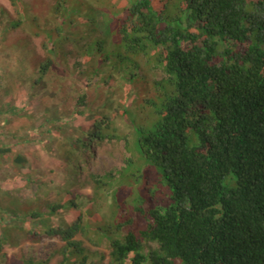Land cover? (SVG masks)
I'll list each match as a JSON object with an SVG mask.
<instances>
[{
	"label": "trees",
	"instance_id": "obj_1",
	"mask_svg": "<svg viewBox=\"0 0 264 264\" xmlns=\"http://www.w3.org/2000/svg\"><path fill=\"white\" fill-rule=\"evenodd\" d=\"M9 3L1 90L43 95L62 166L58 180L41 177L17 155L36 188L0 193V264H264V0ZM23 110L6 103L0 115ZM34 131L30 120L17 134ZM119 142L118 175L90 173L97 151ZM11 151L1 145L0 158ZM43 238L62 244L47 259L4 251Z\"/></svg>",
	"mask_w": 264,
	"mask_h": 264
},
{
	"label": "rangeland",
	"instance_id": "obj_2",
	"mask_svg": "<svg viewBox=\"0 0 264 264\" xmlns=\"http://www.w3.org/2000/svg\"><path fill=\"white\" fill-rule=\"evenodd\" d=\"M0 7H5L12 11L9 0H0ZM24 34L25 33L21 32L11 34L8 44H12L16 40L21 39L22 36H25ZM36 42L38 41L36 40ZM153 78H155V76H153ZM1 79L2 76H0V82H2ZM1 87L2 86L0 85V109L4 107L6 103H11L13 106H18L21 109L24 108V110L17 118H12V116L4 117L0 115V146L6 144L10 146L12 150L7 158H0V193L2 191L11 190L15 193L14 195L28 199L33 196V191L35 190L36 186L34 184L30 185L29 187L24 186V179L27 178V175L30 171L28 169H20L19 165L16 164L15 159L19 154L24 155L28 160V166L36 167V172L41 177H46V175L49 176L50 171L55 170L57 174L53 175L51 178L58 180V166H62V162L57 157L58 152L55 151L54 145L47 141V127L42 126L43 123L45 124L47 119L51 118L53 114H51V112L44 107L42 94L38 95V97L35 99H30L28 97V90L21 88L19 93H17L15 97H12L11 95L7 94V92H3ZM115 91L118 93L116 94V98L119 101H123L125 99L123 92L117 87ZM145 95H147V92L144 87H141L138 91L133 93L131 92L130 101L136 106L141 102ZM30 120L33 121L35 125V131L30 134L25 132L27 138L23 136L20 137V135L17 134V130L27 125L28 121ZM75 124L86 127V123L82 121V119L76 120ZM136 125L138 124H136V121H134L132 128ZM118 127L121 134L127 132L128 128L120 121L118 123ZM124 147V143L121 142L110 145L104 144L97 151V157L93 161L90 173L99 176H105L108 174L118 175V172L124 168V160L126 156H128ZM147 172H149V170ZM90 173H86L84 175L83 179H81L82 183L89 182ZM148 175L153 178L154 174L152 173ZM125 176H127V174ZM137 182H140V185L142 186L143 184L149 185L148 183H145L143 178H141V180H137ZM20 188L22 191L19 193L15 192ZM81 191L84 194L90 195L92 193V187L84 186ZM128 194L129 192L127 191V195ZM53 198H55V195ZM134 218L141 222V216L135 215ZM1 233L2 232H0V234ZM85 244L87 247L97 249L92 247L91 243L88 241H85ZM61 245L62 244L59 242V240L43 238L39 243L20 241V244L17 247L7 246L4 251L9 256L16 255L21 251L24 255H28L33 258L47 259L52 254V252ZM151 248L155 249L156 246L152 245ZM100 250L108 254L105 249ZM57 262L58 258L53 259L51 264H57Z\"/></svg>",
	"mask_w": 264,
	"mask_h": 264
}]
</instances>
